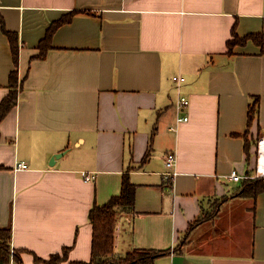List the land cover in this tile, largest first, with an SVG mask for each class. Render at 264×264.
Listing matches in <instances>:
<instances>
[{
  "label": "crops",
  "instance_id": "obj_1",
  "mask_svg": "<svg viewBox=\"0 0 264 264\" xmlns=\"http://www.w3.org/2000/svg\"><path fill=\"white\" fill-rule=\"evenodd\" d=\"M6 31L18 37L16 66ZM257 33L264 0H0V102L14 69L19 79L0 122V227L11 226L24 264L56 253L86 264L90 209L126 175L136 196L119 212L120 252L168 251L154 264H264V191L240 194L243 179L230 178L254 169L264 136V46L248 39L230 52L228 42ZM179 94L189 99L181 112ZM180 113L189 119L177 123Z\"/></svg>",
  "mask_w": 264,
  "mask_h": 264
},
{
  "label": "trees",
  "instance_id": "obj_2",
  "mask_svg": "<svg viewBox=\"0 0 264 264\" xmlns=\"http://www.w3.org/2000/svg\"><path fill=\"white\" fill-rule=\"evenodd\" d=\"M66 19L53 23L48 29L46 36L41 40L38 57H44L49 48V42L57 26L65 22ZM11 44L15 66L18 63V37L15 33L6 31ZM248 39H253L262 47L264 46V34H249L245 37L234 36L229 40V50L236 44H242ZM18 73L14 69L10 74L9 93L0 102V122L3 117L17 103L18 95ZM260 98H254L250 105L248 116L249 123L256 115L259 108ZM264 191V175L248 177L243 179L242 189L238 193H245L256 196ZM136 196V184L131 182L129 176L123 179L122 189L119 194L112 196L105 204H94L90 209L89 219L93 225L92 255L86 264H154L155 258L168 251H155L146 248H132L124 253L118 249L120 228L118 223L119 212H127L134 209ZM12 229L11 226L0 227V264H11L12 259L18 264H24L21 251L12 249ZM39 259V258H38ZM43 260L46 264H62L63 257L59 253L53 254L49 259Z\"/></svg>",
  "mask_w": 264,
  "mask_h": 264
},
{
  "label": "built area",
  "instance_id": "obj_3",
  "mask_svg": "<svg viewBox=\"0 0 264 264\" xmlns=\"http://www.w3.org/2000/svg\"><path fill=\"white\" fill-rule=\"evenodd\" d=\"M173 79L178 82V84H181L184 80V77L182 75H175L173 77ZM189 104V99L187 96L179 94V98L177 101V107L179 112L183 111L185 107H187V105ZM189 119L188 115H182L180 113V115L177 117L176 121L181 122V121H186ZM174 129V127H172ZM264 139V136H262L261 138H259V142H258V155H257V160H256V167L255 169H257V173L251 174V173H242L239 171V169L237 167H234L230 173V178L235 180V181H241L244 178H248V177H255V176H262L264 175V170L260 167V144L262 142V140ZM177 153L175 151H169L166 155V171L164 172L165 178L172 183L174 177L177 174ZM19 168H26L27 165L24 162H20L18 164ZM84 178L89 180L91 178H94L95 175L94 174H90V173H84L83 174ZM13 249V246H12ZM14 260L12 259L11 264H14Z\"/></svg>",
  "mask_w": 264,
  "mask_h": 264
},
{
  "label": "bare ground",
  "instance_id": "obj_4",
  "mask_svg": "<svg viewBox=\"0 0 264 264\" xmlns=\"http://www.w3.org/2000/svg\"><path fill=\"white\" fill-rule=\"evenodd\" d=\"M260 167L264 170V139L260 144Z\"/></svg>",
  "mask_w": 264,
  "mask_h": 264
},
{
  "label": "rangeland",
  "instance_id": "obj_5",
  "mask_svg": "<svg viewBox=\"0 0 264 264\" xmlns=\"http://www.w3.org/2000/svg\"><path fill=\"white\" fill-rule=\"evenodd\" d=\"M258 142H259V138L257 139V149H256V152H255V155H256V160H257V155H258ZM256 162H255V166H254V169L250 172L251 174H254V173H257V169H255V167H256ZM32 258V257H31ZM33 258L32 259H30V262H28V263H30V264H33ZM35 264V263H34Z\"/></svg>",
  "mask_w": 264,
  "mask_h": 264
},
{
  "label": "water",
  "instance_id": "obj_6",
  "mask_svg": "<svg viewBox=\"0 0 264 264\" xmlns=\"http://www.w3.org/2000/svg\"><path fill=\"white\" fill-rule=\"evenodd\" d=\"M64 152H61V153H56L53 157H52V160H51V164L54 163L55 159L60 157L61 155H63Z\"/></svg>",
  "mask_w": 264,
  "mask_h": 264
}]
</instances>
